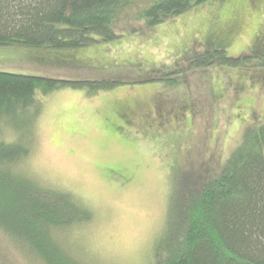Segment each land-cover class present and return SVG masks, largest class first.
Instances as JSON below:
<instances>
[{
  "label": "rangeland",
  "instance_id": "374dc122",
  "mask_svg": "<svg viewBox=\"0 0 264 264\" xmlns=\"http://www.w3.org/2000/svg\"><path fill=\"white\" fill-rule=\"evenodd\" d=\"M156 1L135 0L133 13ZM116 27L118 39L88 48L0 47V71L126 82L38 92L27 167L94 211L78 235L94 263L153 264L178 177L224 166L245 128L264 124V69L191 66L206 51L264 55V0H209L154 27Z\"/></svg>",
  "mask_w": 264,
  "mask_h": 264
},
{
  "label": "trees",
  "instance_id": "16d2710c",
  "mask_svg": "<svg viewBox=\"0 0 264 264\" xmlns=\"http://www.w3.org/2000/svg\"><path fill=\"white\" fill-rule=\"evenodd\" d=\"M134 1L0 0V47L88 48L118 39L117 24L154 27L209 0H158L137 15ZM215 65L264 69V55L228 57L216 50L191 60L193 68ZM125 84L0 71V264H98L78 237L94 221V211L29 171L31 136L41 114L38 92L45 97L71 88L96 94ZM6 134L13 138L4 139ZM170 199L169 228L153 264H264V124L245 128L224 166L179 176Z\"/></svg>",
  "mask_w": 264,
  "mask_h": 264
}]
</instances>
